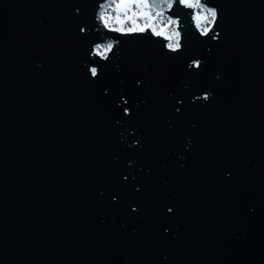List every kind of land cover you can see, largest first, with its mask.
Masks as SVG:
<instances>
[{"label": "water", "instance_id": "water-1", "mask_svg": "<svg viewBox=\"0 0 264 264\" xmlns=\"http://www.w3.org/2000/svg\"><path fill=\"white\" fill-rule=\"evenodd\" d=\"M114 1L0 0V264H264V0Z\"/></svg>", "mask_w": 264, "mask_h": 264}, {"label": "snow or ice", "instance_id": "snow-or-ice-1", "mask_svg": "<svg viewBox=\"0 0 264 264\" xmlns=\"http://www.w3.org/2000/svg\"><path fill=\"white\" fill-rule=\"evenodd\" d=\"M165 2L167 4V7H168L169 10L173 9L174 6H177V5L182 6L184 8H187V9H199V11H197L195 13V19L197 20V24L198 25H199L201 19H205L206 20L208 17H211L212 18V22H215L216 17H217L216 10H214V9H205V5H203L201 3V0H195V2H193V0H165ZM131 7H132V3L131 2H126V0H120V2L115 3V10L118 13V15L116 16L117 23L123 24V22H124V21H122L120 19V15H119L120 10H124L126 19H132L131 17L127 16V11ZM136 7L137 8H145V9H147V8H150L151 5H149L146 2L145 3L137 2L136 3ZM205 11H206V15H204L202 17L201 12H205ZM157 14L161 15V13H159V12ZM142 15L147 17L149 21L152 19L150 13H148V12H143ZM109 19H111V17L106 15L105 13H101L98 16V20L104 25L105 28H108L109 31L121 32L123 34H131V33L146 32L148 30H151V32L154 35L160 36V35L163 34L162 32L157 31L156 28L151 23L146 22L143 25H140V24H137L135 20H132V27H129V28L115 27V28H113V27H111L109 25ZM169 23L170 24L172 23L171 19H169ZM81 31H84V29H81ZM201 31H202V34L207 35L209 33V31H210V28L204 27V28L201 29ZM166 38L170 39L168 37H166ZM112 48H113V44L111 42H109V43H107L105 45L96 46L95 52H96L97 55H101L104 58H107L105 54L107 52H110L112 50ZM167 48L172 50V51L178 50L180 48L179 41L177 40L175 42H169L167 44ZM196 66L199 67V63L198 62L196 63ZM91 74H92V76H96L97 75L96 68H92L91 69ZM205 98H207V97H205ZM125 111H127V109ZM169 211H171V209H169Z\"/></svg>", "mask_w": 264, "mask_h": 264}, {"label": "rangeland", "instance_id": "rangeland-1", "mask_svg": "<svg viewBox=\"0 0 264 264\" xmlns=\"http://www.w3.org/2000/svg\"><path fill=\"white\" fill-rule=\"evenodd\" d=\"M115 0L113 3L108 5L107 7L104 8L103 13L106 15L110 16L111 19H109V25L113 28L115 27H123V28H129L132 27V20H135L137 24L143 25L144 23L148 22L151 23L157 31L162 32V36L165 38L168 37L169 42H175V41H180V33L178 31V23L177 22H172L171 24L169 23V17L161 13V15H158L157 12L153 9H148V12L150 13L152 19L149 21L148 18H142V13L145 8H137L136 3H144V0H129L132 3V7L127 11V16L131 17L132 19H126L125 18V12H119L120 19L123 22V24H119L116 21V16L118 15L117 11L115 10V3H118V1ZM195 2V0H193ZM199 11V9H194ZM202 17L206 15L205 12H201ZM213 22L212 18L208 17L206 20L201 19L199 26V29L201 30L204 27L211 28ZM178 34V35H177ZM167 39V38H166ZM107 54V53H106ZM105 54V55H106Z\"/></svg>", "mask_w": 264, "mask_h": 264}, {"label": "flooded vegetation", "instance_id": "flooded-vegetation-1", "mask_svg": "<svg viewBox=\"0 0 264 264\" xmlns=\"http://www.w3.org/2000/svg\"><path fill=\"white\" fill-rule=\"evenodd\" d=\"M117 1L120 2V0H117ZM117 1H116V2H117ZM128 1H129V0H128ZM129 2H130V1H129ZM143 12H144V10H143ZM196 12H197V10H196ZM148 13H149V12H148ZM107 53H108V52H107ZM106 55H107V54H106Z\"/></svg>", "mask_w": 264, "mask_h": 264}]
</instances>
